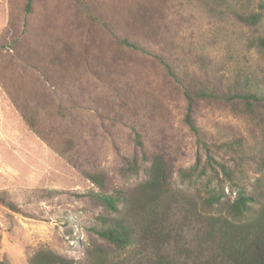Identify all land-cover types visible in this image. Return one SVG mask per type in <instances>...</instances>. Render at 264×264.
Masks as SVG:
<instances>
[{
	"label": "rangeland",
	"instance_id": "374dc122",
	"mask_svg": "<svg viewBox=\"0 0 264 264\" xmlns=\"http://www.w3.org/2000/svg\"><path fill=\"white\" fill-rule=\"evenodd\" d=\"M220 1L216 13L207 0H35L28 15L26 0H0V193L17 206L0 202V264H29L41 247L78 260L92 245L117 264H220L202 205L211 189L223 188L231 200L241 187L264 190L263 125L232 106L196 101L192 117L205 140L244 142L230 160L235 180H211L206 151L185 120L186 94L207 85L224 93L246 82L264 91V0ZM235 12L261 17L247 24ZM91 16L152 55L118 45ZM63 45L77 66L69 63L54 83L42 81V98L35 99L43 112L52 109L53 129L73 139L58 149L26 124L5 86L28 81L19 58H43L47 47ZM157 155L166 161L176 197L165 239L139 238L116 252L90 229L98 216L111 215L90 196L99 188L84 172L102 173L115 192L145 179L141 169L138 179L126 175L133 162L149 167ZM209 210L217 212L216 204Z\"/></svg>",
	"mask_w": 264,
	"mask_h": 264
},
{
	"label": "trees",
	"instance_id": "16d2710c",
	"mask_svg": "<svg viewBox=\"0 0 264 264\" xmlns=\"http://www.w3.org/2000/svg\"><path fill=\"white\" fill-rule=\"evenodd\" d=\"M34 1L26 0V14L29 15L33 12ZM218 2L219 4L216 5ZM207 5L212 6L217 13L220 12L217 9L219 5H222V2L220 0H207ZM86 12L89 14V9L86 8ZM234 15L241 22L247 24H254L261 17L258 13L249 12H235ZM91 18L93 21L104 25L114 41L119 43L118 45L152 55L146 46H142L138 41H131L127 37L119 38L113 24L94 16ZM47 48L43 50V58L36 57L35 53L26 59L19 58L20 63L26 66L24 71L28 75V81L16 86L8 84L5 88L26 124L48 144L59 149L65 144L71 146L73 139L64 137V133H58L55 131L56 129H53L51 123L55 116L52 109H50L52 113L43 112L41 106L36 102L42 98L40 93L44 90V88H38L42 85V81L54 83V79L61 72H64L69 63L72 67V64L77 66L78 62L70 56L72 52H69L64 45L57 49ZM259 48L264 52V37L259 40ZM61 55L63 57L60 59L59 56ZM156 57L161 60L169 73L181 79L179 74H174L168 61L163 57ZM82 61L80 65L88 64L89 59H82ZM89 71L90 67H87V72ZM183 81H187L186 77L183 78ZM241 87L223 93L219 92L215 86L207 85L186 94L188 104L185 120L206 151L209 165L215 172L211 180L216 179L222 182L235 180L237 170L230 165V160L233 154L239 155L243 152L244 142L236 138H225L221 142L220 140L217 141L218 143H210L205 140L204 134L202 136L200 128L192 117L194 105L197 100H204L232 106L251 118L259 120L263 125L261 128H263L264 133V91L250 82H246ZM56 97L52 96V99ZM139 143L141 144V142ZM261 166L264 169V161L261 162ZM193 168L197 167L194 166ZM140 169L143 170L145 177L143 181L115 192L108 190L105 176L102 173L84 172V176L99 188L97 191L91 192L90 196L111 215V217L98 216L96 223L91 225L90 229L99 240L113 246L116 252L126 250L139 238L165 239L163 229L167 213L176 200L173 185L169 182V170L166 161L162 155L155 156L149 167H140L135 161L126 169V175L130 179H138ZM219 169L223 178L219 174ZM202 172L206 174V171L203 170ZM182 175L188 176L186 173ZM225 197L223 188L211 189L209 196L205 198L202 205L206 216L201 214L206 218L209 226L207 235L216 244V248H219L220 264H264V190L255 194L241 187L235 199H225ZM0 202L7 204L11 210L17 209L16 204L6 192L0 193ZM215 204L218 211L212 214V210L209 208L213 209ZM86 249L85 258L76 260L41 247L30 256L29 264H117L110 257L112 254L100 245H92L91 248L87 247ZM2 262V264H8L6 261Z\"/></svg>",
	"mask_w": 264,
	"mask_h": 264
}]
</instances>
